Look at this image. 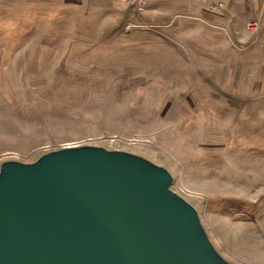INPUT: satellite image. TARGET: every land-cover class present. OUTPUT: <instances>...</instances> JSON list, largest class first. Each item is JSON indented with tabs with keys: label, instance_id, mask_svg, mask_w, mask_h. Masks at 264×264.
<instances>
[{
	"label": "rangeland",
	"instance_id": "obj_1",
	"mask_svg": "<svg viewBox=\"0 0 264 264\" xmlns=\"http://www.w3.org/2000/svg\"><path fill=\"white\" fill-rule=\"evenodd\" d=\"M131 1L0 0V166L68 144L143 155L227 260L264 264V0L166 26Z\"/></svg>",
	"mask_w": 264,
	"mask_h": 264
},
{
	"label": "water",
	"instance_id": "obj_2",
	"mask_svg": "<svg viewBox=\"0 0 264 264\" xmlns=\"http://www.w3.org/2000/svg\"><path fill=\"white\" fill-rule=\"evenodd\" d=\"M173 174L147 157L68 144L0 166V264H233Z\"/></svg>",
	"mask_w": 264,
	"mask_h": 264
},
{
	"label": "crops",
	"instance_id": "obj_3",
	"mask_svg": "<svg viewBox=\"0 0 264 264\" xmlns=\"http://www.w3.org/2000/svg\"><path fill=\"white\" fill-rule=\"evenodd\" d=\"M68 2H76L82 5H98L111 6L118 9H125L127 5H131V0H67ZM144 2L147 14L152 22L156 25L166 26L170 25L176 16L187 15L188 13H202L204 17L209 14L208 8L211 7L212 2L220 1L224 4L226 2L229 7L237 4L238 0H135ZM250 3L258 6L259 0H248ZM253 7V6H252ZM131 12V11H130ZM124 15L128 19H132V13ZM133 12V11H132ZM126 18V19H127Z\"/></svg>",
	"mask_w": 264,
	"mask_h": 264
},
{
	"label": "built area",
	"instance_id": "obj_4",
	"mask_svg": "<svg viewBox=\"0 0 264 264\" xmlns=\"http://www.w3.org/2000/svg\"><path fill=\"white\" fill-rule=\"evenodd\" d=\"M223 5V3H218V4H215L216 7H221ZM248 28L250 30H253V31H259L260 28H261V23H260V20L258 18H254L252 20H249L248 23Z\"/></svg>",
	"mask_w": 264,
	"mask_h": 264
},
{
	"label": "bare ground",
	"instance_id": "obj_5",
	"mask_svg": "<svg viewBox=\"0 0 264 264\" xmlns=\"http://www.w3.org/2000/svg\"><path fill=\"white\" fill-rule=\"evenodd\" d=\"M221 79H224V80H226L227 79V77L226 76H222L221 74H219V76H218V80H221ZM217 248V247H216Z\"/></svg>",
	"mask_w": 264,
	"mask_h": 264
}]
</instances>
